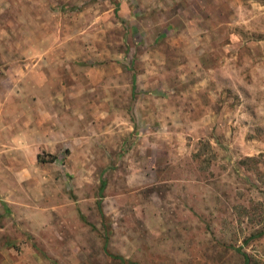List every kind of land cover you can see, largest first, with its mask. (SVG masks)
Segmentation results:
<instances>
[{
  "label": "rangeland",
  "instance_id": "rangeland-1",
  "mask_svg": "<svg viewBox=\"0 0 264 264\" xmlns=\"http://www.w3.org/2000/svg\"><path fill=\"white\" fill-rule=\"evenodd\" d=\"M20 56L138 84L21 178L0 264H264V0H0V90Z\"/></svg>",
  "mask_w": 264,
  "mask_h": 264
},
{
  "label": "crops",
  "instance_id": "crops-1",
  "mask_svg": "<svg viewBox=\"0 0 264 264\" xmlns=\"http://www.w3.org/2000/svg\"><path fill=\"white\" fill-rule=\"evenodd\" d=\"M35 47L31 42L27 46L20 45L28 55ZM46 63L47 60L41 62L20 56L13 74L4 77V81L11 82L12 88L8 92L0 90V213L14 209L24 186L22 177L29 180L40 177L35 171L46 162L42 160L45 152L58 157L64 149H70L75 139L80 143L84 141L83 131L88 128L77 117L80 108L93 107V112H99L107 107L110 112L116 111L121 97L128 100L124 107L126 112L132 105L138 84L136 75H131L127 81L129 76L124 73L126 88L120 90L116 79L122 76L115 72L112 75L103 73L98 83L107 82L112 86L107 90H94L89 85L97 82L88 80L86 68L89 67L74 65L77 66L76 72L84 77L82 85L77 75L75 81L69 77L68 64L61 63L51 71L45 68ZM117 66L119 64L115 69L123 73V69ZM102 91H107L108 96L101 95ZM74 97L84 100L80 103L82 106L72 102ZM107 100L108 105L101 104Z\"/></svg>",
  "mask_w": 264,
  "mask_h": 264
},
{
  "label": "trees",
  "instance_id": "trees-1",
  "mask_svg": "<svg viewBox=\"0 0 264 264\" xmlns=\"http://www.w3.org/2000/svg\"><path fill=\"white\" fill-rule=\"evenodd\" d=\"M39 160L41 161V158H39ZM105 185H106V182L104 181V182H103L102 190L105 188ZM99 208H100V210H101L102 215H104L103 210H102V202H99ZM263 236H264V230L258 231L256 234L250 236V238H248V239L245 241V244H249L250 242H252V241H254V240H257V239H259V238H261V237H263ZM104 251H105V253H106L107 256H109V257H111V258H113V259H115V260L120 261L121 264H136V263H132V262H129V261L127 262V260H126L124 257L120 256V255H114V254H112V253L109 251V249H108L107 242H106V244H105V246H104ZM237 252H238L239 254H241V256L243 257V260H244V261H243V264H251V260H252V259H251V257L249 256V254H247L246 252H243L242 249H238ZM137 264H138V263H137Z\"/></svg>",
  "mask_w": 264,
  "mask_h": 264
}]
</instances>
